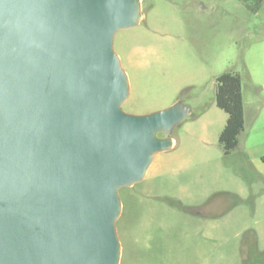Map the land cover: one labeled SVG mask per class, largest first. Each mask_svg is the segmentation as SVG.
<instances>
[{
  "label": "water",
  "instance_id": "1",
  "mask_svg": "<svg viewBox=\"0 0 264 264\" xmlns=\"http://www.w3.org/2000/svg\"><path fill=\"white\" fill-rule=\"evenodd\" d=\"M141 20V0H0V264L120 263L119 189L190 114L123 110L114 37Z\"/></svg>",
  "mask_w": 264,
  "mask_h": 264
},
{
  "label": "rangeland",
  "instance_id": "2",
  "mask_svg": "<svg viewBox=\"0 0 264 264\" xmlns=\"http://www.w3.org/2000/svg\"><path fill=\"white\" fill-rule=\"evenodd\" d=\"M142 20L114 50L129 79L122 108L144 114L181 101L143 180L119 189V264H264V1L141 0ZM241 78L244 127L227 155L216 77ZM159 136H163L159 134Z\"/></svg>",
  "mask_w": 264,
  "mask_h": 264
},
{
  "label": "trees",
  "instance_id": "3",
  "mask_svg": "<svg viewBox=\"0 0 264 264\" xmlns=\"http://www.w3.org/2000/svg\"><path fill=\"white\" fill-rule=\"evenodd\" d=\"M242 1H249L251 8L258 10L264 0ZM215 103L227 114L225 125L218 136L223 153L227 155L237 146L238 135L244 127L241 78L238 73L224 71L216 77Z\"/></svg>",
  "mask_w": 264,
  "mask_h": 264
},
{
  "label": "crops",
  "instance_id": "4",
  "mask_svg": "<svg viewBox=\"0 0 264 264\" xmlns=\"http://www.w3.org/2000/svg\"><path fill=\"white\" fill-rule=\"evenodd\" d=\"M174 143H175V140H174Z\"/></svg>",
  "mask_w": 264,
  "mask_h": 264
}]
</instances>
